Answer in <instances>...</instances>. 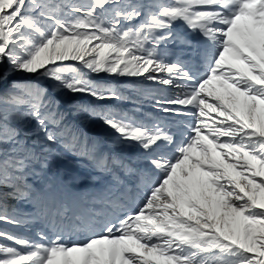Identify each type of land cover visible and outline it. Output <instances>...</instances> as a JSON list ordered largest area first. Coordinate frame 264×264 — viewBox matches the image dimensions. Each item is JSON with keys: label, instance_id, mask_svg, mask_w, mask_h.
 <instances>
[{"label": "snow or ice", "instance_id": "6c2138e0", "mask_svg": "<svg viewBox=\"0 0 264 264\" xmlns=\"http://www.w3.org/2000/svg\"><path fill=\"white\" fill-rule=\"evenodd\" d=\"M104 76L160 115L74 111L136 156L54 95L129 99ZM66 153L103 187L66 196L49 177ZM0 224L39 226L0 229V264H264V0H0Z\"/></svg>", "mask_w": 264, "mask_h": 264}, {"label": "rangeland", "instance_id": "374dc122", "mask_svg": "<svg viewBox=\"0 0 264 264\" xmlns=\"http://www.w3.org/2000/svg\"><path fill=\"white\" fill-rule=\"evenodd\" d=\"M78 2L87 3L89 0H78ZM180 30L184 32V34H189L190 39H193L194 41L196 40V37L191 36L187 30ZM171 47L176 49L175 45H172ZM93 79L99 81L102 84L125 89V95L129 96V99L122 102L102 103L96 102L87 96L71 98L69 95L62 94L57 90L54 95L61 105V111L64 112L65 116L67 117L66 123L70 127L79 130V132L93 140L105 153H112L125 158L138 155L141 152L138 147L117 143L118 137L114 131L103 125V123L97 119H88L85 116L77 113L74 111L73 105L75 103L89 104V102L92 100V106H95L97 110L104 108L114 111L118 110L124 112H135L137 107H139L140 112L137 114L138 116L140 113H143L151 115L155 118L160 114L153 108V105L150 101L145 100L140 102L137 100L134 92V89L137 85L133 78H120L118 80L115 77L104 76L103 79L100 77H94ZM63 101L66 103H63ZM49 177L57 183V185L60 187V190L66 196L72 198L78 197L80 194H89L98 191L103 187L104 184V181L99 179L98 174L91 169L86 160L78 156H73L70 153H66L65 158L58 159L55 162L53 168L49 172ZM93 177H96V179H92ZM38 228L39 226L34 228L32 231L25 232L24 229L15 228L7 224H0V229H3L4 231L27 235L32 239H36L35 232ZM85 238L86 237L83 235L73 236L67 238L65 242L69 244L77 243L82 242ZM3 242L9 243L8 241Z\"/></svg>", "mask_w": 264, "mask_h": 264}, {"label": "trees", "instance_id": "16d2710c", "mask_svg": "<svg viewBox=\"0 0 264 264\" xmlns=\"http://www.w3.org/2000/svg\"><path fill=\"white\" fill-rule=\"evenodd\" d=\"M79 100V99H78ZM63 103H66L65 101H63ZM90 105H92V100L89 102ZM62 109V108H61ZM67 121V120H66Z\"/></svg>", "mask_w": 264, "mask_h": 264}, {"label": "bare ground", "instance_id": "6f19581e", "mask_svg": "<svg viewBox=\"0 0 264 264\" xmlns=\"http://www.w3.org/2000/svg\"><path fill=\"white\" fill-rule=\"evenodd\" d=\"M189 35V34H188ZM162 91H163V89H161ZM133 95V94H132ZM150 103V102H149ZM95 107V106H94ZM104 107V106H103ZM97 109V108H96ZM104 109V108H103ZM117 109V108H116ZM118 111V110H117ZM137 114H139V113H137ZM141 114V113H140Z\"/></svg>", "mask_w": 264, "mask_h": 264}]
</instances>
